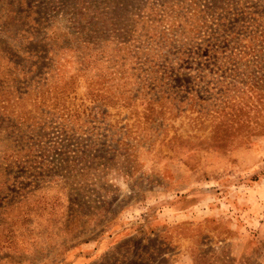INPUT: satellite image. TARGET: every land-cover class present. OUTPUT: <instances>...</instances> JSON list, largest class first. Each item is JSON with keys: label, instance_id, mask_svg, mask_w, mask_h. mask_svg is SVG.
<instances>
[{"label": "rangeland", "instance_id": "rangeland-1", "mask_svg": "<svg viewBox=\"0 0 264 264\" xmlns=\"http://www.w3.org/2000/svg\"><path fill=\"white\" fill-rule=\"evenodd\" d=\"M161 1L0 0V264H264V41L219 112L148 104L192 74Z\"/></svg>", "mask_w": 264, "mask_h": 264}, {"label": "trees", "instance_id": "trees-1", "mask_svg": "<svg viewBox=\"0 0 264 264\" xmlns=\"http://www.w3.org/2000/svg\"><path fill=\"white\" fill-rule=\"evenodd\" d=\"M218 2L162 0L155 5L156 15L160 17L161 23L166 20V16L175 14L173 8L179 10L175 16L183 18L182 25H177L174 29L171 27V32L167 33V29L162 28L160 30L162 37L154 41L161 47H165L167 43L169 47L177 48L181 53L177 57L179 66L176 72L171 71L169 79H174L178 75L184 76L181 70L192 74L188 85L179 81L174 91L160 89L156 93L157 96L147 100L148 104L158 102L161 93L162 96L165 95L174 101L176 109L185 103L197 115H208L211 111L219 112V105L227 99L221 96L225 97L232 89L229 87L226 93L223 90L226 87L225 82L233 79L237 71L239 75V62L244 57L253 55L257 46L256 40L264 41V26L258 19L248 16L251 14V9L256 7L246 1ZM227 16L231 17L233 22L236 21L237 25L228 26ZM174 20L177 21V17ZM245 40L247 43L244 42ZM194 58L199 62L187 61ZM191 64L199 65L194 68ZM210 101L214 102L211 104L212 108L205 110L206 106L210 105L208 104ZM229 120L233 121V117ZM219 125L221 126V123ZM226 128L227 126L223 132L216 128L214 134L210 136V140L217 147L232 142L226 135Z\"/></svg>", "mask_w": 264, "mask_h": 264}]
</instances>
